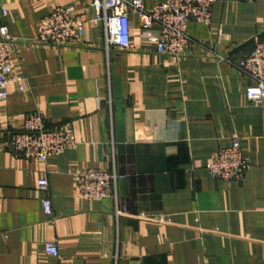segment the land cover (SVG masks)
Segmentation results:
<instances>
[{"label":"crops","instance_id":"0c3cea01","mask_svg":"<svg viewBox=\"0 0 264 264\" xmlns=\"http://www.w3.org/2000/svg\"><path fill=\"white\" fill-rule=\"evenodd\" d=\"M58 6L84 18L83 38L36 43ZM95 17L91 0H0L26 77L0 100V264H264V103L249 101L253 81L233 63L264 35V0H216L181 56L159 53L132 12L130 48L107 52ZM35 111L73 139L46 162L7 143ZM233 137L250 167L240 181L211 177L207 163ZM86 168L116 171V195L87 199L75 179Z\"/></svg>","mask_w":264,"mask_h":264},{"label":"built area","instance_id":"2783aa9c","mask_svg":"<svg viewBox=\"0 0 264 264\" xmlns=\"http://www.w3.org/2000/svg\"><path fill=\"white\" fill-rule=\"evenodd\" d=\"M216 0H159L147 7L144 0H91L96 10L92 20L103 28V47L109 52L112 47L125 50L131 46V12L142 20L146 31L144 37L154 43L161 54L181 56L192 44L189 31L191 22L210 26L212 8ZM6 15V11L4 12ZM85 20L69 6L55 7L38 23L35 42L41 45H70L80 41L85 34ZM0 100L8 99L9 88L15 85L18 91H25L26 77L16 66H22L23 59L15 62L13 57L20 52V42L10 32L8 25L0 27ZM233 63L248 76L253 84L246 94L253 103H264V35L253 50ZM73 142L65 125L49 127L43 113L35 111L25 115L23 127L10 132L7 143L18 155L27 159L46 162L50 157L61 155ZM250 167L241 140L233 137L231 143L220 149L207 163L211 177L240 181ZM121 176L116 171L86 168L75 173L80 192L91 201H99L116 195ZM39 186L47 189L48 175L44 173ZM45 213H53L50 199L44 201ZM162 219H167L164 215ZM45 252L59 257L56 242L47 241Z\"/></svg>","mask_w":264,"mask_h":264}]
</instances>
